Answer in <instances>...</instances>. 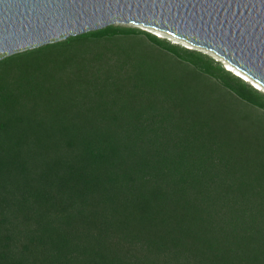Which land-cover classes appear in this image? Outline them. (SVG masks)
<instances>
[{"label":"trees","instance_id":"16d2710c","mask_svg":"<svg viewBox=\"0 0 264 264\" xmlns=\"http://www.w3.org/2000/svg\"><path fill=\"white\" fill-rule=\"evenodd\" d=\"M74 44L80 56L69 54ZM141 53L175 64L173 84L198 90L160 94L164 86L143 81L169 83V69L143 64L141 86L103 69ZM138 90L143 106L128 116L91 111L92 94ZM59 94L90 102L75 108L79 100ZM247 105L264 112V92L211 56L134 27L0 60V264H264V149L254 144L264 146V119Z\"/></svg>","mask_w":264,"mask_h":264},{"label":"water","instance_id":"95a60500","mask_svg":"<svg viewBox=\"0 0 264 264\" xmlns=\"http://www.w3.org/2000/svg\"><path fill=\"white\" fill-rule=\"evenodd\" d=\"M121 23L213 52L264 88V0H0V60Z\"/></svg>","mask_w":264,"mask_h":264},{"label":"rangeland","instance_id":"374dc122","mask_svg":"<svg viewBox=\"0 0 264 264\" xmlns=\"http://www.w3.org/2000/svg\"><path fill=\"white\" fill-rule=\"evenodd\" d=\"M116 25L132 27V28L134 27V28H138V29H141V30H145L147 32H150L151 34H154L157 37L164 38V39L168 40L170 43H175V44H179V45L184 46V47H188V48L199 50V51L211 56L215 60L220 61L222 63V65L225 66V68L227 69V66H226L227 62H225L222 59H220L213 52L190 46L187 42H185L183 40H180V39H177L174 36H171V35H169L167 33L160 32L158 30H154V29H151V28H145L144 26L135 25V24L121 23V24H116ZM145 45L146 44H144V46ZM148 47H149V45L145 46L146 49ZM80 49H81L80 46H76L74 44V46L69 48L68 52H69V54L71 56H80V54H79ZM133 62H134V64H128V65H125V66H121L119 63H111V64L104 63L103 64V67H104L103 69L107 73L113 74L115 76L117 74H119V73H117V71L124 70L125 72L121 73L122 75L120 77H116V81L115 82L116 83L124 82V83H132V84H134L137 81L140 86L144 85V83L145 84H149V83H146V82L142 83L141 78L136 77L135 74H134L137 68H139V67L142 68L143 64H144V67H146V73H148L151 70V68L167 69V70L169 69L168 70L169 72H166L167 75L169 77H171L169 83H166V82H168V80L166 82H164L163 80L158 79L157 76L151 77L150 74H148L149 75L148 77L145 76V78H143V81H147L148 80V82H152L153 83V87L155 89H158V88H161V86H164L165 87V91L163 93L160 92V94H192L196 90H198V88L196 87L197 85H194V83L193 84L190 83L191 84L190 87H184V86L180 87L177 84H173L172 78H176L178 76H181V72H180L181 70L177 71L178 69H177V66L175 64H173V65L169 64L168 67H162L161 64H158L160 62L157 61V59H154V60L149 59L145 53H144V55L141 53V59H139V61H136V62L133 61ZM27 69H28V66H26L24 68H16L15 72H12V74L15 75V76L16 75L19 76L20 74L25 72ZM54 69L52 68V70H54ZM33 72L34 73L36 72V74L38 75V78H40L42 80H48V75L50 74L49 70L41 68L40 66H39L38 70L34 69ZM239 72H241V71H239ZM241 73H243V72H241ZM249 82H250V84L254 85L253 84V80H250ZM178 88H180V90ZM259 90L264 92V89H259ZM145 92H146V94H150L148 92V90L145 91ZM141 93L142 92L140 90H138V94L136 92L134 94H92V96H89L91 98L89 100L92 102V104H90V108H91V111L96 113V114L103 113V112H105V113L109 112V113H115V114H124V115L128 116V114H129L128 110L129 111H133V110H136V109L141 108L143 106L142 102H143L144 94H141ZM151 94H159V91L157 92V90H155ZM208 94H210V93H208ZM52 95H57V94H52ZM59 95H61V97L63 99L68 100V102H69V100H71L70 103H73V102H76V101L79 100V103H78L77 106H75V108H77V107L78 108H85L86 104L90 102V101H88L86 99L82 100L81 99L83 97L82 94H71V96H69L70 94H59ZM82 103H83V105H82ZM238 104L240 105V103H238ZM242 107H243V111H245L246 113L251 114L252 117H256L257 119H264V112L261 109L252 107L250 105L242 106ZM78 113L79 112H75L74 117H77ZM262 143L263 142H262V138L261 137H259L258 141L256 140L255 143H254L257 146L259 153H260L261 149H264V146L262 145ZM259 147H260V150H259ZM263 158H264V156H263Z\"/></svg>","mask_w":264,"mask_h":264},{"label":"bare ground","instance_id":"6f19581e","mask_svg":"<svg viewBox=\"0 0 264 264\" xmlns=\"http://www.w3.org/2000/svg\"><path fill=\"white\" fill-rule=\"evenodd\" d=\"M226 66H227V69L234 71L235 73H237V74L243 76L245 79H247V80H249V81L252 80V79H250L248 76H246L244 73H241V72H239V70H237L236 68L232 67L230 64L226 63ZM253 84H254V85L256 86V88H258V89H264L263 87H261V86H260L258 83H256L255 81H253Z\"/></svg>","mask_w":264,"mask_h":264},{"label":"clouds","instance_id":"9594fccd","mask_svg":"<svg viewBox=\"0 0 264 264\" xmlns=\"http://www.w3.org/2000/svg\"><path fill=\"white\" fill-rule=\"evenodd\" d=\"M233 73H235V72L233 71Z\"/></svg>","mask_w":264,"mask_h":264},{"label":"built area","instance_id":"2783aa9c","mask_svg":"<svg viewBox=\"0 0 264 264\" xmlns=\"http://www.w3.org/2000/svg\"><path fill=\"white\" fill-rule=\"evenodd\" d=\"M158 35V34H157Z\"/></svg>","mask_w":264,"mask_h":264}]
</instances>
